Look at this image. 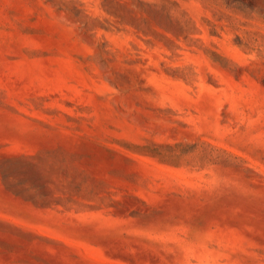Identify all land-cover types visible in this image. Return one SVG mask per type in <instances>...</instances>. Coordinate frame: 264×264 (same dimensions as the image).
<instances>
[{"label": "rangeland", "instance_id": "obj_1", "mask_svg": "<svg viewBox=\"0 0 264 264\" xmlns=\"http://www.w3.org/2000/svg\"><path fill=\"white\" fill-rule=\"evenodd\" d=\"M0 264H264V0H0Z\"/></svg>", "mask_w": 264, "mask_h": 264}]
</instances>
